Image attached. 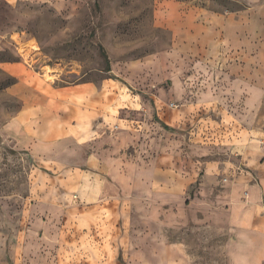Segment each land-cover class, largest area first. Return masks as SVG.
Segmentation results:
<instances>
[{
	"label": "rangeland",
	"instance_id": "obj_1",
	"mask_svg": "<svg viewBox=\"0 0 264 264\" xmlns=\"http://www.w3.org/2000/svg\"><path fill=\"white\" fill-rule=\"evenodd\" d=\"M263 25L264 0H0V125L23 105L3 63L53 87L91 83L94 137L69 156L101 155L89 186L71 175L38 195L35 161L0 144V264H254L263 233L241 221L264 218L250 189L237 202L230 188L257 180L245 152L264 113L244 101L264 72Z\"/></svg>",
	"mask_w": 264,
	"mask_h": 264
},
{
	"label": "crops",
	"instance_id": "obj_2",
	"mask_svg": "<svg viewBox=\"0 0 264 264\" xmlns=\"http://www.w3.org/2000/svg\"><path fill=\"white\" fill-rule=\"evenodd\" d=\"M258 22L256 21L251 26L254 29L257 27V31ZM248 27L250 26L245 27L243 22L237 21L236 30H240L236 37L238 48L243 49L244 42H250L245 38L242 40L241 31L244 32V29ZM253 46L250 45V49L256 50L257 48H253ZM258 56L252 57L251 62L258 60L259 65L260 56ZM229 65L236 68L231 70L236 73L235 81L239 86L241 85L236 96L243 101V62L235 60L229 62ZM260 66L264 67V60ZM2 68L17 78V82L12 85L10 92L21 99L23 105L0 125V144L9 142L14 150L27 154L35 161L30 172L31 186L29 189H31V194L35 192L39 195L41 189H49V193L52 194H54L53 189H65V186H69L71 175L74 181L70 183L72 185L78 183L77 187L80 189L89 186L90 179L95 181L100 178L101 155L95 149L87 154L86 160L69 156L79 149L81 157H83L84 146L93 140L94 129L85 123V119L91 118L92 120L95 116L93 115L94 111H99L92 100L94 85L82 83L53 87L51 83L41 82L30 69H24L18 62L3 63ZM253 72L257 74L258 78L252 75L251 90L244 103L247 105L246 109L249 108L248 112L257 114L261 111L264 113V76H259L264 72L261 68ZM64 96H69V98L64 99ZM77 103H81V106ZM249 131H251V135L248 136L245 164L250 168L251 175L257 180L247 184H236L230 189H240L236 192L237 202H240L239 198H242L241 189H250V209L261 211L264 218V128L261 132L260 126L253 123ZM82 160L86 161V165H82ZM73 162L74 164H72ZM241 201L243 202V200ZM249 222L253 232L263 233L264 240V219H255L252 215L251 220L246 224H244V219L241 221L242 226L248 225ZM255 240L257 239L252 237V241L255 242ZM261 247V254L258 251L259 248L253 249L254 264H260V256L262 259L264 258V245ZM262 262L264 263V261Z\"/></svg>",
	"mask_w": 264,
	"mask_h": 264
},
{
	"label": "trees",
	"instance_id": "obj_3",
	"mask_svg": "<svg viewBox=\"0 0 264 264\" xmlns=\"http://www.w3.org/2000/svg\"><path fill=\"white\" fill-rule=\"evenodd\" d=\"M102 48V52H103V54H104V56L106 57L107 55H106V51L104 50V48L103 47H101ZM107 58V57H106Z\"/></svg>",
	"mask_w": 264,
	"mask_h": 264
}]
</instances>
